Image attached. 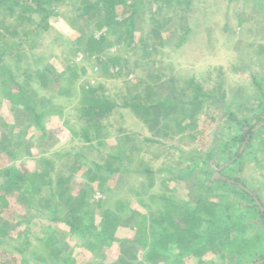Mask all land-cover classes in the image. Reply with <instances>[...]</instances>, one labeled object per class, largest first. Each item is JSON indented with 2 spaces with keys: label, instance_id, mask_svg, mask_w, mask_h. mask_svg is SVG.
I'll use <instances>...</instances> for the list:
<instances>
[{
  "label": "rangeland",
  "instance_id": "374dc122",
  "mask_svg": "<svg viewBox=\"0 0 264 264\" xmlns=\"http://www.w3.org/2000/svg\"><path fill=\"white\" fill-rule=\"evenodd\" d=\"M259 1L264 2V0H236L234 2L236 4L232 6L230 4L229 7L227 0H128L126 5L124 3L118 7V16L114 18V21L118 22L112 27L107 18L103 19L101 27H97L92 20L82 16L80 0L41 1L39 4V0H20V3L11 9L0 4V55L5 56L3 60L0 57V148L3 149L0 151V165L12 161L5 153L11 149L14 151L17 149L20 157H23L30 153L33 155V149L39 148L41 154L38 159L53 155L50 153L51 150L46 152L45 149L55 148L57 145L64 151L67 150L66 148L70 149L71 155L78 153L74 150L76 143H70L69 140L70 134H77L83 124L76 118L81 90L77 89V86L74 90L73 85L78 78L65 70L72 60L91 69L92 64L96 63L93 57L97 55L92 56L91 59L85 57L80 60L74 58L72 51L85 46L89 38L83 42L84 36L93 35L96 39L104 37L105 41L95 43V47L100 50L103 44L102 50L105 51L113 46L110 50L111 56L115 58L119 56L123 59L112 62L116 71L109 76L104 70L107 67L108 55H99L103 58H97L99 69L96 72L91 70V74L86 78L92 87L86 92L88 96L94 93L106 94L110 95L112 100L123 103L124 96L128 95L126 91L131 90L134 94L142 93L146 99L149 94V97H155V99L149 98L150 102L157 99H171H168L166 109H162L161 117L164 119L161 120L160 117L158 120L148 121V129H145L144 122L141 128V124L122 107L119 113H116L117 117L114 115L109 124L111 129L126 126L127 136L132 143L131 148L134 149L133 160L136 168L137 166L142 169L151 168L150 175H153V178L156 176L155 189H152L153 186L144 185L145 181L141 185H134V193L139 188L143 192L147 190L144 193L147 199L145 195L139 200L134 197V215L156 210L157 203L162 205V198H157V203H153L155 198L152 194L164 193L159 190L158 185L159 187L163 185L162 181L166 175H183L180 178L185 180L184 183L170 181V185L176 187L180 196L189 195L191 192L192 200L197 201L196 198L203 194L207 200L205 204L208 206H213L216 202L222 205L223 208L220 210L224 218L227 219L231 213L237 216L236 223L244 236L243 242H239L243 244L244 257L248 256L249 250L261 248L260 246L264 244V229L258 218L248 216L249 211H246V206L249 203L253 205L252 199H257L256 204L264 209V130L261 129L264 125L260 126L264 122L254 129L257 131L256 135L240 163L227 162L226 155L220 151L227 148L229 140L238 132L232 115L241 122L247 121L251 124L258 122L259 116L264 118V104L258 107L260 99L258 85L264 88V65H260L263 70L259 72L251 46L257 43L260 36H239L243 28L264 32V25L257 26L253 17L255 12L257 14L261 12L258 11L260 6L256 9L255 6L251 8L250 5V2ZM261 5L264 6L263 3ZM238 11H242V15ZM46 16L49 18V27L45 26L44 29L36 32V26ZM131 17H133V25L129 21ZM130 31H133L132 36H134L132 42L130 38L125 37L131 36ZM188 31L189 34L192 31L193 35L202 37L201 45L206 44L214 48L213 63L207 67L210 72L201 73L193 63L192 68L190 65L182 66L179 70L177 67L174 68L183 64V60L179 59L174 51L175 47L182 46L178 34L182 35ZM113 38L115 39L112 42ZM245 40L246 50L243 49L241 53L247 55L243 58L238 53L241 49L239 46ZM155 44H158V47H155ZM46 58L49 60L48 63H52L51 67L45 64ZM241 63L242 67L237 66ZM41 66L50 68L49 74L41 70ZM65 73L67 78L64 80ZM193 76H196L197 83L195 93L192 90L190 97H180L175 92L177 89H174L173 81L179 78L180 92L187 93L186 81ZM255 79L260 83L256 84ZM189 88L192 89V86L190 85ZM197 92L205 94L192 102V111L197 112L198 121L182 119L184 123L180 124L188 130V135L182 136L177 133L180 127L175 125L181 121L177 118H183L181 109L185 104L180 101L190 99ZM174 93L180 98L181 104H173ZM149 104L153 105V102H145V105L150 106ZM33 107L37 108L34 109L42 119L34 117ZM97 108L102 107L100 105ZM165 111L173 112L175 116L169 114L170 117L167 118ZM95 120V125L108 123L105 118ZM73 125L75 129H71ZM31 129L40 135H29L33 132ZM109 134L112 136L111 133ZM33 136L38 137V143H35ZM152 140H157L160 144H154ZM68 142L71 148L68 147ZM98 144L103 145V139L100 142L96 141V145ZM242 148L243 145L241 150ZM37 149L36 154H38ZM59 152L65 158H56L58 163L67 158L65 152ZM21 160L18 161V166L23 169L32 171L34 166H37L36 163L25 167L24 161L19 164ZM206 167L212 169L210 177ZM190 168L193 170L188 176L185 172ZM78 169V166L74 170L68 167L65 171L77 172ZM57 172L62 173V170L59 169ZM144 177L143 180L146 178ZM223 178L239 179L238 184L244 186L251 193V197H238L230 189L228 196L226 189L221 187ZM43 184L39 183L38 188L41 198L46 200L48 191L45 182ZM80 185L76 184L75 187ZM198 185L204 187L203 192L198 190ZM1 196L0 225L12 230L6 239L0 240V260L7 264H62L57 260V255L59 256L60 253L63 255L62 258L67 256L70 259L68 264H76L77 259L80 262L87 258L92 260L91 254L94 249L84 245L87 236L73 234L68 225L55 221L53 218L57 215L54 214L55 207L52 204L45 202L30 206L25 201H20L17 193L9 194L8 199L4 197V201ZM227 200L228 204L225 206ZM71 204L83 206L79 198L76 201L73 199ZM97 205L98 210H101L104 201ZM83 210L87 208L83 207ZM5 211L6 213H3ZM39 213L50 215L49 219L46 220L45 215L39 216ZM248 217H250L249 221ZM22 220H30L32 224ZM243 220L246 222V229L241 224L244 223ZM236 232L238 233L237 230ZM251 234L256 235L255 239H250ZM229 254L231 253L227 256ZM210 256H213L214 261L217 260L210 253L206 256L207 259ZM23 257L29 259V263L22 262ZM195 259H192L193 264H198V260ZM91 263L95 262L91 261Z\"/></svg>",
  "mask_w": 264,
  "mask_h": 264
},
{
  "label": "crops",
  "instance_id": "0c3cea01",
  "mask_svg": "<svg viewBox=\"0 0 264 264\" xmlns=\"http://www.w3.org/2000/svg\"><path fill=\"white\" fill-rule=\"evenodd\" d=\"M233 2V3H232ZM236 0H227V5L230 7V4H236L234 3ZM264 4V2L259 1V2H250L251 8L256 7L258 9V6H260L258 11H261L260 13H254V20L256 22L257 26L264 25V6L261 4ZM235 7V6H234ZM235 10V8H234ZM243 11V10H242ZM242 11H238L240 15H242ZM239 20L236 22L238 23ZM245 26V25H244ZM246 27V26H245ZM192 29V28H191ZM262 29V27H261ZM239 36H260L258 39L257 43L253 46V51H254V56L256 57L255 63L258 64L259 68L257 69L259 72L263 70V68H260V65H264V32L261 33L258 29H255L254 31H251V29L247 30L243 28L242 34ZM179 40L182 43V46L179 48H174V51L180 57L179 59L183 60V64L174 66V68L177 67V70L181 69L183 66H188L190 65L192 68V63L198 69V71L202 72H210V70L207 69V67L210 65V63H213L212 57L214 56V48L213 47H208L209 45H201L200 42L202 40V37L193 35L192 31L189 34V31L186 32L185 34H178ZM115 38L112 39V42L114 41ZM159 39V38H158ZM160 41V40H159ZM232 44V43H231ZM250 44V43H249ZM213 45V44H212ZM246 45V40L239 46L240 53L238 55L240 57L244 55H247V53L242 54L241 51L245 49ZM214 46V45H213ZM102 49L104 48V45H101ZM155 47H158V44H155ZM230 46H228L229 49ZM85 49H82L80 47L77 50H73V56L75 59H91L92 56L97 55L93 57L96 61V63L92 64L91 69L87 65H79L77 64L76 67L73 66L71 68L70 64H68V68L65 70L69 74H72L74 71H77V73L80 75L78 80L76 81V84H74V90L75 86H77V89L81 90L80 95L78 96V105L79 109L76 111V118L79 120V123H83L81 125V128H79L77 134H70V143H76V146L74 147L75 155H71L70 149L66 148L67 150H63L61 146L57 145L55 148H46L45 151L48 152L51 150L50 158H55L54 161V170L51 171L50 176L53 179L52 182V188H54L53 193L54 194H59L60 190L62 191V196H66V192L70 196H74L73 199L76 201L77 198H79L80 202L82 203V195L84 193V187H88L86 189H90V193L86 196V200H88L90 207H94V209L90 210L91 211V216L94 217V222L96 223L95 225H92V228L87 229L86 233V238L85 240H89V238L96 240L100 242L99 246H92L94 248V251L92 252V260L87 258L86 260H81V262L77 259L76 264H93L92 262H95L94 264H178L179 262H184L185 264H193L192 259L194 260L195 258L198 260V264H264V258H261L262 255H264V250L262 248H257V250H249L247 253L248 256H243L244 251L243 247L241 249H238V251H235L232 253V251H228L227 249H223L220 246L216 247H211L206 249L204 244H201L200 247L197 248V246H194V248H197V253H192V252H187L186 251V243H180L176 239H174V236L169 239V242H163L162 239L159 238V234L157 231V225L154 224V222H151V219H154L156 217L160 218L161 215V210L159 211V208L162 207L161 203H157V198H162L161 200L163 201V204L166 203L165 198H169L175 201H179L183 203V205L188 206L192 210V203L195 205L194 200H192V193L189 192V195L186 196H180L178 190L176 187H172L170 185V181H178L184 183V179H181L179 174H176L175 176L172 174L166 175V178L162 181L163 185H160L161 187L158 188L160 191L164 192L163 194H154L156 196L155 200H153V203H157V209L156 210H151L150 212L142 213V215L135 216L134 211H133V200L134 197H137V200L141 199L144 195L146 197V194H144L143 191L137 189V191L134 193V185H141L144 181V185H147L149 187H152V189H155L157 184V181L155 178H153V175H150L151 168L149 169H142L139 166L136 168L134 160H133V152L134 149L131 148L130 139L128 133H126V126L121 127L119 126L118 129H111L109 127V124H111V118L115 115L117 117L116 113H119V109L114 112L113 114H109L107 116H94L90 117L88 115L81 116L80 109L82 105H84L82 96L84 95V89L85 90H90L92 87L88 84V81L86 78L91 74V70L93 72H96L99 67V61L97 62V58L99 57L100 59H103L102 54H107L108 55V60L106 61L107 69L104 68L105 72L111 75V73H114L116 69L114 67V62L115 57L111 56L110 51L113 46H111L110 50H105L103 51L101 48L98 50L96 53H91V50H87L86 46H84ZM252 48V47H251ZM219 48H217L218 51ZM156 50V49H154ZM216 51V53H217ZM157 52V50H156ZM159 52V50H158ZM63 54V53H62ZM65 56L67 55V52L64 53ZM237 54V53H236ZM113 55V54H112ZM123 57H117V60L120 61L122 60ZM93 60V59H92ZM48 58H46V63L51 67L52 63H48ZM241 64H237V66L242 67ZM54 66V65H53ZM245 66V64H244ZM243 66V67H244ZM41 70H45L49 74V69L48 67L41 66ZM103 70V69H102ZM67 78L66 73L64 80ZM196 76H193L189 79V81H186L188 84V88L186 89L187 93H182L179 90V78H176L173 83L174 89L176 93L180 97L185 96V97H190L192 90H194V93L196 91ZM161 79V78H160ZM192 86V89L189 88V86ZM149 88V86L147 87ZM133 92L131 90L126 91V94L130 95ZM175 94V93H174ZM197 94V93H196ZM103 95V94H102ZM106 95V94H105ZM124 96L123 103H118L115 101L118 105L122 106L126 100V96ZM175 94V96H172V99L175 101L173 104H185V107L181 110H183L182 116L183 118H177L181 119V121L177 122L175 125L179 126L180 129L178 130L177 133H180L182 136L188 135V130L185 129L184 126H182V119H189V121L197 120V112L192 111V102L195 101V96L192 95V97L188 100H182L180 101L179 97ZM110 97V95H108ZM111 98V97H110ZM170 98H165L163 99H157L156 101L153 102V105L158 102H162L163 104L158 105L156 108H151L148 114L145 115V117H138L129 107L124 108L125 110L130 112L131 116L140 123L141 128H142V122L146 124L145 129H148V121L152 120H158V118L161 117V113H163L162 109H166L165 105ZM187 99V98H185ZM197 100V98H196ZM181 103H180V102ZM191 106V107H189ZM121 108V107H120ZM171 111V110H170ZM166 112V117L168 118L169 114L175 116V113L173 112ZM175 111V110H174ZM178 112H176L177 114ZM3 114V113H2ZM4 115V114H3ZM170 117V116H169ZM101 119L105 118L108 123L107 125H102V124H97L95 125L94 122H96L95 119ZM8 120V118H5ZM117 119V118H116ZM161 120L164 118L161 117ZM129 120V119H128ZM117 121V120H116ZM127 121V120H126ZM125 121V122H126ZM198 121V120H197ZM181 123V124H180ZM184 123V122H183ZM57 129L58 124H56ZM56 129V130H57ZM71 129H75V125ZM99 129V130H98ZM33 132L29 135H36L37 132L35 133L34 129H31ZM195 130V129H194ZM58 131V130H57ZM111 133L112 136H109ZM60 134L61 131H60ZM115 134V136H114ZM40 134H37L39 136ZM33 136V137H34ZM36 136L35 143H38V137ZM102 136V137H100ZM181 136V137H182ZM69 137V136H68ZM117 137V138H116ZM96 138V139H95ZM103 139V145H96V141L100 142V140ZM75 140V142H74ZM145 142H149L148 140H144ZM155 143L154 144H160L157 140H152ZM45 142H47L45 140ZM68 142V147L71 148L69 145L70 143ZM57 143V142H56ZM60 148V149H59ZM37 149V148H36ZM33 149L29 155H24L22 157V162L24 161V166L28 164H33L35 165L38 160V156L41 154L39 148L38 154H36L35 150ZM65 149V148H64ZM65 152L66 155V161L63 160L60 163L57 162L56 158H62L64 157L61 156L62 153L59 152ZM142 151V150H141ZM69 152V153H68ZM33 156V157H31ZM31 157V158H30ZM65 158V157H64ZM73 158V159H72ZM35 159V160H34ZM9 163L7 164H1V167L9 166L12 161H8ZM72 162V163H71ZM97 162L100 164L102 167L101 171H98L95 169L94 163ZM21 162H19L20 164ZM61 164V165H60ZM18 165V163H17ZM180 164H177L179 166ZM20 166V165H19ZM18 166V167H19ZM79 167L77 172H72L71 170H74ZM34 170H36L37 166H34ZM70 167V171H65ZM20 168V167H19ZM148 168V167H147ZM59 169L62 170L61 172H57ZM32 170V171H34ZM94 170V172L92 171ZM94 175H96V178H94ZM145 175V177H144ZM61 176L62 178H60ZM104 178L102 179V177ZM143 177L145 178L143 180ZM132 180H131V179ZM1 179V178H0ZM135 179V180H134ZM155 180V182H154ZM76 184H81L79 187H75ZM51 186V185H50ZM102 186V187H101ZM51 190V189H50ZM51 192V191H50ZM147 192V190L145 191ZM67 194V195H68ZM60 195V194H59ZM111 197V198H110ZM73 199L71 203L73 202ZM109 201V204L111 206L116 205L117 201H125L127 202V205L124 206V209L120 210V215L121 221H120V227L117 231V238L115 241L110 240L108 238H102L101 236L97 235L98 240L95 238L94 235H90L91 232H97L101 233L102 232V226L100 225V216L103 214L104 208H101V210H98V205L97 203H100L103 200ZM147 199V197H146ZM160 200V199H159ZM144 201V200H143ZM145 202V201H144ZM92 205V206H91ZM161 205V206H159ZM183 209L178 212L180 220H182V214H183ZM150 213V214H149ZM65 215V212L62 214V216ZM50 215L46 214V217H49ZM146 218V223L145 226H140L138 225L139 221L141 218ZM257 219V218H255ZM181 226H183V222H179ZM147 238L148 244L141 243L138 239L142 238ZM117 240V241H116ZM156 242V246L158 248L152 249L151 245L153 242ZM165 245H163V244ZM84 244V243H83ZM88 246L87 244H84ZM103 245V246H102ZM90 247V246H88ZM207 251L211 255H214L217 260L214 261L212 258L213 256H210L207 259ZM242 252V253H241ZM113 253V254H112ZM228 253H231L227 256ZM241 253V254H239ZM207 254V255H206ZM112 255V256H111ZM206 255V256H205ZM232 255V256H231ZM234 255V256H233ZM231 257V258H230ZM101 258V259H98ZM111 260H110V259ZM227 258V259H226ZM177 259V260H176ZM195 259V260H196ZM180 260V261H179ZM113 261V262H112Z\"/></svg>",
  "mask_w": 264,
  "mask_h": 264
},
{
  "label": "trees",
  "instance_id": "16d2710c",
  "mask_svg": "<svg viewBox=\"0 0 264 264\" xmlns=\"http://www.w3.org/2000/svg\"><path fill=\"white\" fill-rule=\"evenodd\" d=\"M41 1L50 2V1H63V0H39L38 4L41 3ZM80 1L82 4L80 6L82 16H85L86 18L92 20V22H94L95 26L97 27L98 26L101 27L103 25L102 24L104 21L103 19L107 18L110 27H112L116 22V20L114 21V18L118 16L117 14L118 7L123 5L124 3L126 5L128 0H126V2H124V0L121 1L120 0H80ZM19 3L20 0H0V4L3 6H9L10 7L9 9H11L12 7H14ZM129 21L131 22L130 24L133 25V17H131ZM45 26L49 27V18H47V16L43 19L42 22H40L36 26L35 28L36 32L44 29L43 27ZM130 33L131 36H125V37L130 38V42H132L134 37L132 36L133 31H130ZM87 38H89V41L85 44V46L87 50L89 49L91 50V53L98 52V48L95 47V43L99 44L105 41L104 37L96 39L95 36L91 35V36H84L83 42L86 41ZM82 49L85 48L82 47ZM0 57L2 58V60L5 58L4 54H1ZM116 59L117 58H115V60ZM76 65L77 63L72 60L70 64L71 68H73V66L76 67ZM10 71L11 70H9V72ZM38 72L40 71L38 70ZM72 75L74 77L80 76L77 73V71H74ZM255 83L259 84L260 81L255 79ZM258 86H259L258 90L260 93L258 107L260 108V106L264 104V88L261 85ZM88 91L85 89L83 91L84 95L82 96V99L84 105H82L81 109L79 110L81 116L88 115L90 117H94L99 115L105 117L109 114H113L114 112L116 113V111L120 109V107L122 108L129 107L136 115H138V117L140 116L145 117V115L148 114L151 108L154 107L156 108L158 105L163 104L162 102L155 103L154 105L149 104L151 106L150 107L148 105H145V102L148 101L149 103H152L154 101L150 102L149 98L155 99V97H149L150 96L149 94L146 99L143 97L144 95H142V93H138V94L132 93L126 97L124 104L120 106L114 100H112V98H110L108 95L105 94L101 95L94 93V95L88 96L86 94V92ZM200 95H205V94L204 93L201 94L197 92L194 99L196 100V98H198ZM100 105L103 109L97 108ZM34 108L35 107H33L34 117L37 116V119H40L41 116L35 110L37 108L35 109ZM232 118L236 121L238 132L234 134V136L229 140L227 144V148L220 151L226 155L225 160H227V162L240 163L243 156L246 155L247 153L248 146L251 144L253 138L256 135L257 131H254V129L258 124L264 122V118L259 116V121L255 122L254 124L253 123L251 124L247 121L246 123L241 122V120H238L237 117L234 115H232ZM261 129L264 130V126ZM244 143L246 149L244 148V150L241 151V147ZM0 151H3V149L0 148ZM5 153L9 157H11V160L15 163L0 168V178H1L0 195H2L1 197H3V201H4V197L8 199L9 194L17 193V196H19V200L25 201L26 203L30 204V206H33L35 203H45V202L49 205L52 204L55 207L54 214L57 215L55 216V218H53L55 221L63 222L66 225H68L70 232H72L73 234H77L78 236L81 237L86 236L88 227L92 228V225L96 224L94 222L95 218L91 216V211H90L94 209V207L92 205H91L92 207H90L88 200H86V196L90 193L89 191L90 189H86L88 188L86 186L84 187L85 191L81 197L83 206L81 204H79V206H73V204H71V201L74 196L73 197L70 196L68 192H66V196L61 195L62 194L61 190L59 192L60 195L53 193L54 190V188H52L53 179L51 178L50 173L51 171L54 170L55 165L53 163L55 161V158L52 159L47 156H42L38 160H36L37 162L36 170L29 171L21 168L20 166H19L20 168L18 167L17 163L19 160L22 159V157H20V152L17 149L16 151H14V149L8 150ZM20 162H22V160ZM93 167L98 171L102 170V167L97 162L94 163ZM205 169L210 177L212 174V169H208L207 167ZM192 170L193 168H190L185 173L188 176H190L192 174ZM92 171L94 172V170ZM179 177H183V175H179ZM94 178H96V175H94ZM103 178L104 176L102 177V179ZM222 181L223 184H221V187L226 189V194L229 192L230 189V191L233 190L232 192H234L235 195L238 197H243V196L251 197V193L247 191V189H245L244 186L238 184V182H240L239 179L231 180V179L223 178ZM44 182H45L46 191H48L47 193L45 192L47 196L46 200H43V198H41L40 189L38 188V184L39 183L43 184ZM197 188L198 190L203 192L204 187L198 185ZM227 195L224 196L226 199H227ZM152 197L156 198L154 194H152ZM165 200L166 203L164 204L162 203V207L159 208V211L161 210L160 218L156 217L154 219H151V222H154V224L158 226L157 231L159 234V238L162 239L164 243L169 242L168 240L174 236V239H176L178 242L186 243L187 245L186 251L192 253H197V248L200 247L201 244H204L205 245L204 247L206 249L220 246L223 249H227L228 251H238V249L242 248L243 244L241 245L239 242L241 241L243 242L244 236L238 224L236 223L237 216L234 213H231L229 216H227V219L224 218L220 210V208H223L221 204L216 202L215 205L208 206L207 204H205L207 200L203 194H201L199 197L196 198L197 200L195 201V203H197L196 205L192 203V210L188 206L183 205V203L179 201H175L169 198H165ZM103 201H104V205H103L104 211L103 214L100 216V225L103 228L102 232L101 233L97 232V234H95V232L93 233L91 232L90 235H94L97 240L99 239L97 238V235L98 236L100 235L101 239L105 237L112 241L113 240L115 241V239L117 238L116 237L117 231L120 227L119 224L121 221L120 219L122 217L119 212L121 209L122 210L124 209V206L127 205V202L117 201L116 205L111 206L109 204V201H107V199L106 200L104 199ZM251 202L253 203V205L249 203L248 206H246L247 207L246 211H249L248 216H253L254 218H258L259 222L261 223V226L264 229V209L263 208L261 209V207H259L256 204L257 199H252ZM227 204H228V200L225 206H227ZM80 207L82 208L78 209ZM83 207H86L87 210H83ZM182 209L184 211L182 214V220H180L178 212ZM64 212L66 213V215L62 216ZM3 213H6V211ZM44 215L39 213V216H44ZM44 217L46 220L47 218L49 219V217H46V215ZM244 219H246V217H244ZM247 219L249 221L250 217H248ZM22 222H25L27 224L31 223L30 220H22ZM179 222H183L184 225L181 226ZM243 222L244 223L241 224L246 229L247 228L245 224L246 222L244 220ZM145 223H146V218L142 217L138 225L145 226ZM11 230L12 229L9 227L6 226L1 227L0 225V240L6 239ZM236 230L238 231V233L236 232ZM52 232L53 234L54 233L56 234L54 230ZM55 234L54 237H56L57 239V236ZM251 236L252 237L250 239L252 238L255 239L256 235L251 234ZM54 237L53 239H55ZM11 239H10V244H11ZM138 240L144 244L149 243L147 238L145 237ZM86 244L90 247L91 245L99 246L100 242L89 238ZM194 246H197V248H194ZM11 247L15 250L13 245H11ZM260 247L262 248V250H264V244H262V246ZM91 248L94 249L93 247ZM151 248L152 249L158 248L156 246L155 241L152 243ZM243 251L244 250H242V252ZM59 253L60 250L58 248V254ZM59 256L61 257L63 255L60 253ZM59 256L57 255V260L60 261V263L62 264L69 263L70 259L67 258V256L63 258L62 257L59 258ZM261 258H264V255H262ZM22 262L29 263V259L23 257ZM0 264H7V262L0 260ZM178 264H185V263L179 262Z\"/></svg>",
  "mask_w": 264,
  "mask_h": 264
},
{
  "label": "water",
  "instance_id": "95a60500",
  "mask_svg": "<svg viewBox=\"0 0 264 264\" xmlns=\"http://www.w3.org/2000/svg\"><path fill=\"white\" fill-rule=\"evenodd\" d=\"M262 125H264V123H263V124H260V126H262ZM260 126H259V127H260ZM259 127H258V128H259ZM244 145H245V144H243V148H244ZM243 148H242V150H243ZM242 150H241V151H242Z\"/></svg>",
  "mask_w": 264,
  "mask_h": 264
}]
</instances>
